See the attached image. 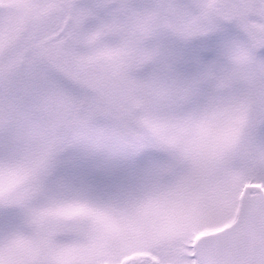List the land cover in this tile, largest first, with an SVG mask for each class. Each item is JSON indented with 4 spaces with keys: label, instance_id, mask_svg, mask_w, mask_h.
Segmentation results:
<instances>
[{
    "label": "snow or ice",
    "instance_id": "1",
    "mask_svg": "<svg viewBox=\"0 0 264 264\" xmlns=\"http://www.w3.org/2000/svg\"><path fill=\"white\" fill-rule=\"evenodd\" d=\"M0 264H264V0H0Z\"/></svg>",
    "mask_w": 264,
    "mask_h": 264
}]
</instances>
